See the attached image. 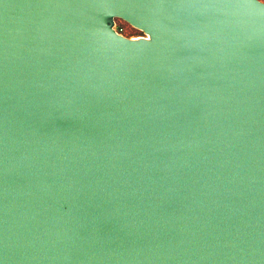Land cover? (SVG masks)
<instances>
[{
    "label": "water",
    "instance_id": "obj_1",
    "mask_svg": "<svg viewBox=\"0 0 264 264\" xmlns=\"http://www.w3.org/2000/svg\"><path fill=\"white\" fill-rule=\"evenodd\" d=\"M0 264H264V0H0Z\"/></svg>",
    "mask_w": 264,
    "mask_h": 264
},
{
    "label": "rangeland",
    "instance_id": "obj_2",
    "mask_svg": "<svg viewBox=\"0 0 264 264\" xmlns=\"http://www.w3.org/2000/svg\"><path fill=\"white\" fill-rule=\"evenodd\" d=\"M116 28L126 34V35H132L138 33L136 29L131 27L128 23L124 22L123 20H117Z\"/></svg>",
    "mask_w": 264,
    "mask_h": 264
}]
</instances>
